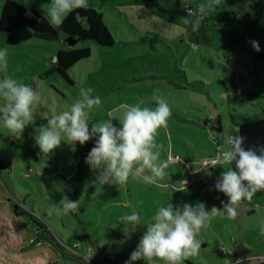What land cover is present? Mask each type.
<instances>
[{
	"label": "rangeland",
	"instance_id": "obj_1",
	"mask_svg": "<svg viewBox=\"0 0 264 264\" xmlns=\"http://www.w3.org/2000/svg\"><path fill=\"white\" fill-rule=\"evenodd\" d=\"M4 1L0 0V14ZM20 1L45 11L50 4V0ZM87 3L103 6L117 43L106 47L89 42L91 55L69 69L74 84L66 82L58 72L45 73L55 62L61 46L59 39L33 36L9 44L6 32L0 31V50H8L7 68L0 69V79L7 75L40 93L35 123L25 128L21 139L12 138L0 121V163L10 165L0 167V264H95L88 254L89 250L95 254L93 249L97 250L98 243L111 253H119L111 260H102V264H125L130 258L126 255L137 248L159 207L170 202L177 207L202 202L206 210L222 209V202L226 203L228 198L215 190V183L231 165L219 161L213 169L204 168L195 176L190 171L199 166L197 161L203 156L217 151L210 141V130L200 120L210 115L220 117L223 130L218 133L224 142L230 131L234 134L238 129L230 121V111L250 116L264 114V63L260 58L254 60L253 53L242 44L223 48L191 43L183 26L147 5L129 6L121 0H87ZM88 88L92 89L93 97L99 96L102 101L89 114V124L106 120L111 113L113 123L119 126L125 110L122 106L135 105L141 99L150 107L156 106L154 96L169 103L172 114L167 127L157 134L160 158L169 161V167L158 183L130 177L123 185L100 186L97 183L100 170L94 172L85 163L95 145L94 139L84 145L77 142L75 151L62 142L47 155L34 146L35 129L53 115L68 110L80 98V90ZM3 104L0 99V107ZM170 154L188 158L189 166L183 161H171ZM30 167L33 171H29ZM56 168L65 177H55ZM73 172L81 174L84 182L89 178L95 180L89 196H85L86 187L78 196V180L69 176ZM44 176L54 186L52 191ZM180 183L190 186L178 189ZM65 196L79 201V207L84 209L77 210L80 220L70 212H63L60 202ZM25 209L45 223L64 249H55L46 241L32 242L37 235L35 222L24 213ZM133 211L141 216L142 225L125 234L120 218ZM232 238L237 240L241 255L264 253V193L243 201L235 218H229L223 211L213 216L197 234L200 252L180 264H226L229 255L219 252V245L236 243ZM76 240L79 246H74ZM133 264L146 262L139 260ZM152 264L166 262L153 258Z\"/></svg>",
	"mask_w": 264,
	"mask_h": 264
},
{
	"label": "clouds",
	"instance_id": "obj_2",
	"mask_svg": "<svg viewBox=\"0 0 264 264\" xmlns=\"http://www.w3.org/2000/svg\"><path fill=\"white\" fill-rule=\"evenodd\" d=\"M220 3L221 0H204L196 11L184 6L186 16L195 17L192 30L198 31L201 23L216 11ZM87 7V0H50L43 19H47L50 26L59 27L73 10ZM25 15L32 16L30 8H26ZM251 43L256 51H260L257 41ZM7 56V48L0 50V69L7 68ZM0 99L4 101L0 107L2 126L11 132L12 138L21 139L25 128L35 123L40 93L31 85L5 75L0 79ZM152 99L156 101L155 107L147 106L143 99L135 105L122 106L125 110L119 126L113 123L111 113L108 119L89 124V114L102 101L99 96H92L91 88L81 89L80 98L68 110L53 115L46 124L35 129L34 146L47 155L62 142L71 145L75 151L77 142L84 145L94 139L95 145L85 163L94 172L100 170L97 176L100 186L123 185L130 177L156 184L169 167V161L160 158L161 145L157 142V134L159 129L167 127L172 113L166 100L158 96ZM245 139L243 135L230 137L228 147L218 157L222 164H234V168L224 170L215 183V190L228 198L226 203L222 202V209L212 207L210 211L206 210L202 202L195 206L184 203L179 207L170 202L159 207L125 264L139 260L152 264L153 258L166 264H180L182 260L197 255L201 249L197 234L213 216L223 211L229 218H235L242 202L250 201L258 190L264 189V145L245 147ZM60 203L64 213L79 207V201H72L67 196ZM120 220L125 234L142 225L141 216L135 211L123 215ZM245 259L248 257L236 260L235 264H244Z\"/></svg>",
	"mask_w": 264,
	"mask_h": 264
},
{
	"label": "trees",
	"instance_id": "obj_3",
	"mask_svg": "<svg viewBox=\"0 0 264 264\" xmlns=\"http://www.w3.org/2000/svg\"><path fill=\"white\" fill-rule=\"evenodd\" d=\"M121 1L123 4H129V6L147 5L154 11L156 10L160 16H167L169 20L185 28L186 36L191 43L198 45L204 44L206 46H220L223 48H229L240 43L253 53L254 60H256V58H260L264 63V0H221V3L216 8V11L210 13L207 16V18L201 23L198 31L192 30V22L195 20V17L186 16L184 6H190L193 11H196L198 5L204 2V0H183V4L182 0ZM102 7L103 6L96 7L88 5L87 8L75 9L67 15V18L64 20L61 26L52 27L47 22V19H43L46 17L47 11L29 6L20 0H5L2 4L0 14V31L6 32V42L9 44H17L33 36L46 39H59L61 41V46L55 54V62L45 71V73L50 75L54 72H58L66 82L74 84L75 80L70 75L69 69L80 60L88 58L91 55L92 48L88 44L89 42L106 47L114 46L117 43V40L115 39L106 22L105 13L102 10ZM26 8L31 9V17L25 15ZM220 11H227L231 14L226 20L217 21L215 19V14ZM41 20L42 22H38ZM69 37L77 40L73 46L69 45L68 43L67 38ZM252 41H257L259 43L260 51H256L254 49L251 43ZM141 77L145 78L149 77V75H142ZM262 115L264 114H254L250 116L241 112H229L230 121L235 126L238 125L242 120L256 118ZM216 121L217 119L214 118V116L212 118V115L200 120V122L210 130L212 137L210 138V141L214 146L217 147L218 145H222L223 137L219 133H216L212 128L213 123ZM234 134L237 136V130H235ZM171 156H177L179 158L178 161L173 162L183 161V163H186L189 166L188 158H181L179 154H170L169 159ZM198 162L199 160L197 161V164ZM9 166L10 165L6 164L4 161H1L0 163L1 168H8ZM231 167L234 168V164L231 165ZM192 170L194 169L192 168L190 171L192 172ZM29 171H33V168L30 167ZM53 175L55 177L59 175L65 177V175H63V173L58 170V168H56V171L53 173ZM69 176H75L78 180L77 186L79 187L76 188V193L78 196L81 194V190L85 187L86 189H84V191L86 197L89 196L91 192H93V185L95 184L94 179L89 178L87 179V182L85 179V185L81 174L73 172V174H69ZM192 176H195V174ZM44 180H46L48 189L52 191V187L54 186L45 178V176ZM179 181L182 182L181 179ZM189 186V184H181L180 186H177V188L182 189ZM56 192L60 193V191L57 190ZM263 193L264 189L258 190L255 194ZM70 197L73 196L70 195ZM18 208L19 204L16 203L15 210H18ZM80 209L82 210L83 208L79 207L77 210L81 211ZM77 210L69 212L74 214L75 217L80 220L76 216ZM24 213L31 216V219L35 222V224L33 223V228L37 232V235L32 238L33 243L46 241L55 249L56 247H64V245L59 240H57L54 235H52L45 223H43L36 216L32 215L27 209H25ZM45 231L48 233L46 234ZM76 242L77 243H75L74 246H79L80 242L78 240H76ZM90 242L92 244H96L95 240L91 237ZM93 250L95 254L93 255L91 250H89L88 257H93L92 261L95 264H102L104 262L102 260H111L112 257H115L119 254L111 253L109 250H106L105 247L101 248L99 243L97 244V250L95 248ZM98 250H101L99 254ZM67 251L70 254L72 253L69 250ZM126 256H130V254ZM96 257L98 260H96Z\"/></svg>",
	"mask_w": 264,
	"mask_h": 264
},
{
	"label": "water",
	"instance_id": "obj_4",
	"mask_svg": "<svg viewBox=\"0 0 264 264\" xmlns=\"http://www.w3.org/2000/svg\"><path fill=\"white\" fill-rule=\"evenodd\" d=\"M230 12L220 11L215 14V19L217 21H224L230 15ZM69 45L73 46L77 40L72 38H67ZM237 136L243 135L245 139V147H256L259 145H264V116L256 118H248L242 120L238 125ZM212 128L216 133L223 130L221 118H217L215 124ZM262 190V189H261Z\"/></svg>",
	"mask_w": 264,
	"mask_h": 264
},
{
	"label": "built area",
	"instance_id": "obj_5",
	"mask_svg": "<svg viewBox=\"0 0 264 264\" xmlns=\"http://www.w3.org/2000/svg\"><path fill=\"white\" fill-rule=\"evenodd\" d=\"M230 137H235V134H233L231 131L228 133V136L226 138V141L222 143L224 144V148L222 145H218L216 147V152L214 154H208L206 156H203L199 162H198V167L194 170H192V173H197L200 172L204 168H213L218 162H219V154L223 149H226L228 147L227 141ZM170 160L172 161H178L179 158L177 156H171ZM205 180V179H204ZM256 206V205H255ZM234 241L236 240L235 238H232ZM239 244H237V241L235 244H232L230 246H226L223 244L219 245V251L229 255L227 258L226 264H235V261L241 258H247L248 260H244V264H264V253L263 254H256V255H250V256H245V255H240L238 253V248L236 247ZM224 249L226 251H224ZM230 252V254H229Z\"/></svg>",
	"mask_w": 264,
	"mask_h": 264
},
{
	"label": "crops",
	"instance_id": "obj_6",
	"mask_svg": "<svg viewBox=\"0 0 264 264\" xmlns=\"http://www.w3.org/2000/svg\"><path fill=\"white\" fill-rule=\"evenodd\" d=\"M212 118H213V115H212ZM211 169H213V168H211ZM235 241H237V240H235Z\"/></svg>",
	"mask_w": 264,
	"mask_h": 264
},
{
	"label": "flooded vegetation",
	"instance_id": "obj_7",
	"mask_svg": "<svg viewBox=\"0 0 264 264\" xmlns=\"http://www.w3.org/2000/svg\"><path fill=\"white\" fill-rule=\"evenodd\" d=\"M213 124H215V122Z\"/></svg>",
	"mask_w": 264,
	"mask_h": 264
}]
</instances>
